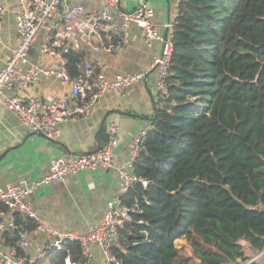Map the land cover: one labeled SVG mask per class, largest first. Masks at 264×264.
<instances>
[{
	"label": "trees",
	"instance_id": "1",
	"mask_svg": "<svg viewBox=\"0 0 264 264\" xmlns=\"http://www.w3.org/2000/svg\"><path fill=\"white\" fill-rule=\"evenodd\" d=\"M172 45L168 96L154 104L135 169L142 182L124 199L137 212L111 256L119 264L246 262L243 242L264 250V0H185ZM85 55L67 56L72 77Z\"/></svg>",
	"mask_w": 264,
	"mask_h": 264
},
{
	"label": "built area",
	"instance_id": "2",
	"mask_svg": "<svg viewBox=\"0 0 264 264\" xmlns=\"http://www.w3.org/2000/svg\"><path fill=\"white\" fill-rule=\"evenodd\" d=\"M121 1L102 0L101 9L87 13L82 5H70L66 0H18V45L0 69V100L30 132L57 141L60 138V123L88 117L103 95L125 92L142 80L141 75H116L113 79H107L99 65L87 60L81 63L77 77H72L67 71V56L80 50L107 27L122 30L135 25L143 34L147 48L161 44V52L152 65L157 76L154 103L158 104L160 98L168 96L174 21L164 25L167 33L163 36L153 22L154 11L147 7L144 0H137L138 4L131 12L120 8ZM184 1L172 0V3L178 10ZM3 12L0 4V31ZM114 17L119 18L120 26L114 25ZM42 32L44 38L39 52L52 60L51 67L28 65L29 49ZM102 47L107 52L120 50L121 40L114 44L107 37V43ZM47 78H54L68 87V95L46 101L19 94L21 89L35 87ZM118 132L119 128L110 123L107 127L108 139L100 148L74 157H57L51 160L49 173L40 181L30 184L20 182L0 189V205L6 208L0 211V235L9 234L22 252L30 247L36 237L43 235L46 249L54 254H62L61 264H90L96 250L104 264H119L110 251L120 230L132 222V214L137 212V207L129 208L124 199L136 183L142 182L135 169L146 131L134 138L128 161L116 167L118 192L107 201L102 220L90 226L86 233L55 230L40 218L26 200L42 185L63 182L80 172L113 168V149L118 142ZM26 223L32 226L27 228ZM73 246L77 247L81 260L74 259ZM0 264H30V261L26 256L19 255L16 247H12L0 252Z\"/></svg>",
	"mask_w": 264,
	"mask_h": 264
},
{
	"label": "crops",
	"instance_id": "3",
	"mask_svg": "<svg viewBox=\"0 0 264 264\" xmlns=\"http://www.w3.org/2000/svg\"><path fill=\"white\" fill-rule=\"evenodd\" d=\"M66 1L70 5H82L87 13L97 11L103 6L102 0ZM144 2L154 11V24L163 36L166 35L167 30L164 25L168 21H175L177 14L172 0H144ZM0 4L4 9L0 31L1 69L7 63L12 50L18 45L16 17L19 12V2L0 0ZM137 4V0H122L120 8L125 12H131ZM114 25L120 26L118 17H114ZM107 37H110L114 44L121 40L120 50L105 51L102 46L107 43ZM43 38L44 32L29 49L28 65L52 66V60L43 57L39 52ZM85 45L87 48L80 49L86 52L83 61L87 60L99 65L107 79H113L116 75H141L142 80L131 85L125 92L103 95L88 117L60 123V138L57 141L30 132L0 100V189L20 182L30 184L40 181L49 173L51 160L95 151L105 144L98 142V136L107 134L110 123H114L119 128L118 142L113 149V168L73 174L63 182L40 186L26 198L40 218L52 228L78 234L86 233L90 226L102 220L107 201L118 192L116 167L128 161L134 138L149 129L148 118L153 113L154 99L157 95V76L152 65L154 58L161 52L160 43H156L152 48L144 45L143 34L135 25L122 30L107 27ZM68 93L69 88L54 78L43 79L37 86L19 91L20 95L46 101ZM7 237V233L0 235V252L12 248ZM177 242L178 249L187 252L188 256L191 255V248L188 252L189 246L185 241ZM242 246L248 260L246 262L238 260L237 264H264V250L256 252L245 242ZM23 252L30 264L57 262L61 264L60 255L46 249L43 235L36 237L30 247ZM90 264H104L99 251L94 252Z\"/></svg>",
	"mask_w": 264,
	"mask_h": 264
},
{
	"label": "rangeland",
	"instance_id": "4",
	"mask_svg": "<svg viewBox=\"0 0 264 264\" xmlns=\"http://www.w3.org/2000/svg\"><path fill=\"white\" fill-rule=\"evenodd\" d=\"M176 243H177V244H176ZM176 243H175V245L178 246V245H179L178 242H176ZM186 245L189 246L187 243H186ZM182 251H183L185 254H187V252H185L184 250H182ZM188 252H190V246H189V248H188Z\"/></svg>",
	"mask_w": 264,
	"mask_h": 264
},
{
	"label": "water",
	"instance_id": "5",
	"mask_svg": "<svg viewBox=\"0 0 264 264\" xmlns=\"http://www.w3.org/2000/svg\"><path fill=\"white\" fill-rule=\"evenodd\" d=\"M82 48L85 49V48H87V47H86V45H83Z\"/></svg>",
	"mask_w": 264,
	"mask_h": 264
}]
</instances>
